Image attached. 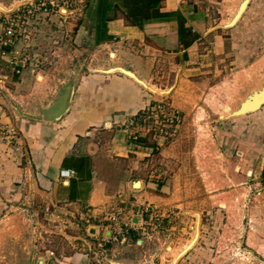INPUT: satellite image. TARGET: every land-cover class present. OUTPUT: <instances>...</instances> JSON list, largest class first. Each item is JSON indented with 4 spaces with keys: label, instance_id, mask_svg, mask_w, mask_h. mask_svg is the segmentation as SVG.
Wrapping results in <instances>:
<instances>
[{
    "label": "crops",
    "instance_id": "1",
    "mask_svg": "<svg viewBox=\"0 0 264 264\" xmlns=\"http://www.w3.org/2000/svg\"><path fill=\"white\" fill-rule=\"evenodd\" d=\"M246 10L235 25L222 27L220 23L209 22L205 9L196 0H163L161 11L170 16L153 20L142 29L130 25L117 10L115 18L106 23V40L97 42L89 28L75 30L73 45L76 50L86 52L81 62L74 63L82 72L71 81L58 84L45 70L30 73L28 63L20 61L25 53L17 45L6 48L8 54L5 57L0 54V83H6L0 86V121L16 127L21 148L12 149L0 142V219L16 205V200L23 197V203H30L32 194L44 199L52 211L73 208L79 215L81 234L73 239L81 249H71L57 261L94 264L88 251L92 238L83 223L88 212L96 217L95 222L91 220L94 225L116 206L133 211L146 205L169 209L173 194L168 183L141 179L140 171L136 170L139 166H134L141 158L150 156L160 141L142 120L130 125L128 119L141 116L142 110L157 104L160 94L168 89L172 98L178 94L181 98L188 96L180 84L190 79L199 82L201 77L221 72L225 68L223 61H228L227 73L231 75L253 69L255 63L262 62L251 59L255 43L245 36L253 32L251 20L256 13L251 11L244 17ZM177 13L185 18V27L197 35L187 48L178 42ZM2 30L0 23V35ZM102 50L105 54H101ZM94 54L98 57H93ZM12 57L16 58L15 66L9 62ZM249 57L251 60L247 62ZM233 58L246 60L237 69L230 67L235 63ZM119 67L130 70L137 79ZM169 70L174 79L166 86L167 81L161 78L169 75ZM34 81L43 87L36 94L30 91ZM9 97L22 100L20 107L14 106ZM263 107L264 103L260 108ZM260 120L264 122V111ZM260 145L263 146L260 161L246 160L247 168L254 166L250 173L259 179L264 162V135ZM63 169L74 170L75 174L62 177ZM136 182L138 187L134 186ZM27 184L30 191H26ZM136 218L133 217L127 241L111 246L110 259L122 264H165L163 257L158 261L154 252L144 249L147 238ZM168 221L169 217L162 218L164 227ZM170 229L175 230L176 226ZM89 231L93 229L89 227ZM200 237L199 244L210 241L204 235ZM133 248L140 250L134 254ZM194 254L179 257L175 264H209L205 258H209L211 250L200 249ZM195 257L202 259L195 263Z\"/></svg>",
    "mask_w": 264,
    "mask_h": 264
},
{
    "label": "rangeland",
    "instance_id": "2",
    "mask_svg": "<svg viewBox=\"0 0 264 264\" xmlns=\"http://www.w3.org/2000/svg\"><path fill=\"white\" fill-rule=\"evenodd\" d=\"M31 1L0 0V13L2 8L13 12ZM196 1L213 25L228 21L240 2ZM67 2L62 7L66 12L61 5L60 9L55 6L49 9L48 15L36 12L16 44L31 59L27 62L28 71L35 75L45 70L55 84L78 76L82 70L74 63L81 62L86 53L73 45L75 30L83 25L79 21L85 14L86 0ZM251 11L256 13L251 20L253 32L245 39L255 43L251 59L262 62L255 63L258 65L253 69L231 75L227 73L228 61H223L225 68L221 72L206 74L199 82L190 79L180 84L187 91L186 98L180 94L172 98L169 89L160 94L157 103H162L167 114L178 113L181 121L176 127L167 126L169 135L151 131L160 142L150 156L134 164L139 166L136 170L140 171L141 179H160L168 183L173 194L169 209L157 207L159 215L169 217L166 228L162 232H149L150 238L144 240L147 241L144 249L154 252L158 261L163 257L165 264H175L179 257L192 252L195 255L200 249L211 250L209 258H205L209 264H264V181L250 173L254 166H246V160L260 161L263 151L260 139L264 135L260 115L264 107L226 117L246 94L264 85V0H251L244 17ZM256 54L260 56L256 58ZM251 59L247 58V62ZM234 60L230 67L238 69L246 59ZM168 72L161 78L167 81L166 86L174 79L172 71ZM42 88L34 81L30 91L36 94ZM8 99L20 107L22 100ZM142 124L148 127L150 120ZM152 125L153 129L159 128ZM30 189L27 184L26 191ZM23 199L16 200V205L0 219V264H37V259L42 264H59L57 259L71 249H81L73 239L81 235L76 210L66 207L52 211L38 195L32 194L28 204ZM172 226L176 229L171 230ZM200 235L210 241L199 244ZM139 250L133 248L132 252L137 254ZM201 259L195 257L194 262Z\"/></svg>",
    "mask_w": 264,
    "mask_h": 264
},
{
    "label": "built area",
    "instance_id": "3",
    "mask_svg": "<svg viewBox=\"0 0 264 264\" xmlns=\"http://www.w3.org/2000/svg\"><path fill=\"white\" fill-rule=\"evenodd\" d=\"M59 5H61V10L64 9L66 12V9L62 7L68 5L67 0H32L26 6H22L23 8H17L13 12H11L12 10H2L0 18L3 30L0 35V47L2 48L0 54L5 57L8 54L6 48H14L16 46L20 37L24 36L25 26L29 25L30 18L34 17L36 12L48 15L49 9L54 6L59 8ZM29 60L31 59L28 55H23L20 59L22 63H27ZM9 62L14 66L17 64L15 57L10 58ZM142 111L145 115L131 116L127 124L131 125L139 121L138 119L142 120V122L150 120V131H157L160 135H169L171 133L167 131V126L176 127L181 121V116L178 113L167 114L161 102L152 106L148 105ZM152 123L158 125L159 128L153 129ZM0 142L8 144L12 149L18 150L21 148L18 131L13 124L0 121ZM74 174L75 171L71 169L60 171V175L65 178ZM134 216L141 222V230L148 238V235H150L148 233L151 231H164L165 227L160 218L168 215H159L157 208L151 205H146L137 211L124 206H116L105 213L103 220L97 221L92 225L91 220L94 219L95 222L96 217L90 212L86 214L83 223L85 224L86 232L92 238L88 251L94 264H108L111 246L127 241L128 231L134 225L132 221ZM89 227L93 229V232L89 231Z\"/></svg>",
    "mask_w": 264,
    "mask_h": 264
},
{
    "label": "trees",
    "instance_id": "4",
    "mask_svg": "<svg viewBox=\"0 0 264 264\" xmlns=\"http://www.w3.org/2000/svg\"><path fill=\"white\" fill-rule=\"evenodd\" d=\"M163 0H86L85 14L79 21L77 30L85 31L88 28L94 31L93 37L97 42L108 39L106 33L107 21L115 18L117 10H120L126 21L140 29L153 20L170 16V13L161 11ZM178 21V42L184 48L190 46L197 38L190 28L185 27V18L176 14ZM261 180L264 181V162L261 171Z\"/></svg>",
    "mask_w": 264,
    "mask_h": 264
},
{
    "label": "water",
    "instance_id": "5",
    "mask_svg": "<svg viewBox=\"0 0 264 264\" xmlns=\"http://www.w3.org/2000/svg\"><path fill=\"white\" fill-rule=\"evenodd\" d=\"M250 0H240V2L237 5V8L234 12V14L229 18L228 21L224 23H220L219 25L222 27H232L236 24V22L239 20V18L242 16L244 11L246 10ZM2 10H5L2 8ZM119 70L123 71L125 74L129 75L130 77H133L134 79H137L133 72H131L128 69H125L123 67H119ZM129 73H132L133 76H131ZM264 103V85L261 86L259 89H254L250 93L246 94V96L239 101L237 107L235 109H232V113L229 116H237L241 114H246L248 112H253L258 110ZM226 110L229 109V107L225 108ZM108 262L110 264H122L120 262L114 261L112 259H108ZM39 264H42V260H39Z\"/></svg>",
    "mask_w": 264,
    "mask_h": 264
},
{
    "label": "bare ground",
    "instance_id": "6",
    "mask_svg": "<svg viewBox=\"0 0 264 264\" xmlns=\"http://www.w3.org/2000/svg\"><path fill=\"white\" fill-rule=\"evenodd\" d=\"M136 186H139V183H137ZM189 245H190V244H189ZM187 246H188V245H187ZM187 246H186V247H187ZM184 249H185V248H184ZM184 249H183V250H184ZM182 252H183V251H182Z\"/></svg>",
    "mask_w": 264,
    "mask_h": 264
}]
</instances>
